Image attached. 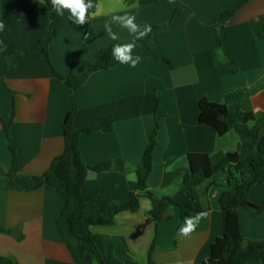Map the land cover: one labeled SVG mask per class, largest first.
I'll list each match as a JSON object with an SVG mask.
<instances>
[{
  "label": "crops",
  "instance_id": "obj_1",
  "mask_svg": "<svg viewBox=\"0 0 264 264\" xmlns=\"http://www.w3.org/2000/svg\"><path fill=\"white\" fill-rule=\"evenodd\" d=\"M186 8L177 10L175 0H98L95 12L89 10L84 25L73 22L71 12L63 11L53 25L49 55L65 75L82 76L86 65L101 48L134 43L133 53L148 48L158 57L177 62L168 67L157 57H142L135 67L130 63L97 71L74 93L57 78L44 58L43 47L49 15L44 0H0V117L10 121L17 148L19 174L41 175L65 150L63 124L73 101L78 105L74 123L78 127L100 124L112 127L80 136V149L89 167L82 194L92 196L104 190L111 198L108 213L126 204L132 192L138 193L137 167L158 124L154 167L148 177L151 198L142 195L137 211L124 210L114 223L93 227L95 237L110 235L126 246L116 254L124 264H148L155 243L156 264H200L210 257L212 245L223 235L220 195L229 182L225 170L201 186L197 205L206 212L194 231L184 236L185 226L179 207L169 210L163 222L149 214L163 196L179 202L188 200L184 177L190 170V153L241 152L240 135L231 130L220 134L200 121L203 98L224 103L226 96L250 88L264 77V0H249L228 22L222 15L242 0H180ZM134 16L147 36L134 33L113 22V16ZM109 24L117 35L107 34ZM149 38V45L146 39ZM237 60L234 73L218 66ZM115 58V57H114ZM116 59V58H115ZM247 112L264 111V88L248 99L229 104ZM14 113V116H13ZM13 157L0 119V165L8 170ZM123 161L121 170L117 162ZM0 178L4 175L0 173ZM143 193V192H141ZM254 204L264 202V185L250 191ZM66 203V192L41 187L32 191L0 188V264L15 257L20 264H78L62 239L57 220ZM240 229L247 239L264 238V211L254 216L239 209ZM195 223V220H194ZM23 234V239L18 236Z\"/></svg>",
  "mask_w": 264,
  "mask_h": 264
},
{
  "label": "trees",
  "instance_id": "obj_2",
  "mask_svg": "<svg viewBox=\"0 0 264 264\" xmlns=\"http://www.w3.org/2000/svg\"><path fill=\"white\" fill-rule=\"evenodd\" d=\"M248 1L242 0L236 8L225 12L221 17L222 21L228 22L235 17L237 10ZM92 3L94 6H98V0H92ZM44 4L49 15L43 47L44 58L50 64L53 74L64 81L72 93L83 86L93 73L110 69L119 63V60L113 56L112 48H101L96 57L88 62L82 76H77L73 72L69 75L63 74L52 63L49 55L53 40V25L58 14L53 10L51 0H44ZM175 4L177 10L186 8L180 0H175ZM97 8L93 7L89 10L95 12ZM260 35L264 37V31L260 32ZM146 42L149 45V38L146 39ZM131 56L133 59L137 56L140 58L157 57L170 68L177 65V62L167 57H158L150 48L143 53H133ZM214 61L221 68L234 73L240 71V64L237 60L222 62L218 56H215ZM263 88L264 77L250 88H241L227 94L224 103L214 102L208 98H203L200 101L201 123L213 126L220 134L235 130L242 139V151H220L213 155L190 153V170L184 177L188 200L179 202L174 197L163 196L160 203L155 204L149 211V214L158 223L169 218V210L174 206L180 208L183 218L197 215L204 211L197 205L202 197V184L222 171H229V182L220 195L224 232L212 245L210 257L200 264H264V238H245L241 233L239 217L240 207L247 208L254 216L264 211V202L257 205L250 199L251 188L257 183L264 185V111L247 112L242 105H239L235 112L229 109L230 103L248 99ZM77 111L78 105L73 101L72 109L67 113L63 124L65 150L41 175L19 174L18 152L11 135L13 117L10 121L0 117L5 125V133L13 157L12 164L7 171L0 165V173L4 175V178H0V188L32 191L45 186L66 192V203L58 216L57 226L76 263L124 264L116 254L118 248L126 247L124 243L119 238L110 235L95 237L93 227L113 224L114 216L118 212L137 211L140 207L139 199L143 194L154 198L153 193L148 191L147 180L154 167L159 126L157 124L136 170L138 193L132 192L131 198L126 204L118 205L113 214H109L111 198L104 190H99L89 197L82 194V185L88 177L89 167L82 158L80 136L93 134L100 130L110 131L112 127H103L100 124L78 127L74 123ZM116 164L119 169H124L123 161H118ZM0 231L12 233V230L3 227H0ZM23 236L20 234L18 239H23ZM154 250L155 243L149 250L148 264H156L153 259ZM4 259L8 261V264H20L12 256L4 257Z\"/></svg>",
  "mask_w": 264,
  "mask_h": 264
},
{
  "label": "clouds",
  "instance_id": "obj_3",
  "mask_svg": "<svg viewBox=\"0 0 264 264\" xmlns=\"http://www.w3.org/2000/svg\"><path fill=\"white\" fill-rule=\"evenodd\" d=\"M51 5L54 11L58 15H63V11L66 9L71 12V17L73 22L78 25H84L89 18V9L94 6L92 0H51ZM113 22H119L123 27L129 29L131 33L137 34L136 38L140 39L151 31V26H145V28L141 31L139 26L134 22L135 17L124 15V16H113ZM107 34L111 37V39L116 40L118 37L112 31V28L109 24L105 25ZM4 29L3 22H0V30ZM135 47L134 43L126 44V45H117L113 48V56L119 60L120 63H130L132 67H135L139 62L140 57L137 56L135 59L131 56L132 49ZM206 212L198 213L194 218H187L185 221V226L180 228V233L184 236L189 235L192 231H194L196 224L203 217H206ZM195 220V223H194Z\"/></svg>",
  "mask_w": 264,
  "mask_h": 264
}]
</instances>
